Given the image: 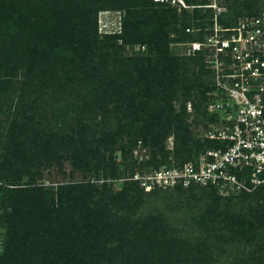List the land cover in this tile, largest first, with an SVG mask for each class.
Instances as JSON below:
<instances>
[{"label": "trees", "instance_id": "16d2710c", "mask_svg": "<svg viewBox=\"0 0 264 264\" xmlns=\"http://www.w3.org/2000/svg\"><path fill=\"white\" fill-rule=\"evenodd\" d=\"M262 1L222 0L227 10L248 6L252 12L259 11ZM147 4L158 10L129 9L122 34L100 39L101 9ZM194 11L190 17L202 30L192 33L180 21L189 16L188 9L152 0H0V221L8 227L0 264H191L198 256L197 264H205L210 262L207 253L217 248L219 232L227 237L237 230L263 229L258 219L264 218V200L244 191L222 201L213 184L200 193L185 192L198 184L156 186L147 192L134 180L115 191L106 182L99 186L88 180L61 183L54 193L45 185L15 183L21 173L40 175L36 169L46 161L61 168L65 156L84 176L91 171L107 176L118 168V149L123 159L127 153L133 159L139 137L152 158L143 165L154 169L168 157L166 141L172 133L176 150L170 166L217 148L216 139L193 135L184 103L196 89L203 99L207 75L213 89L209 48L169 55L172 31L187 42L214 33L213 8ZM231 22L236 18L220 16L217 24L237 27L228 26ZM138 43L147 45L143 53L124 55V44ZM175 100L182 103L178 112ZM218 116L213 113L216 123ZM42 153L47 160H41ZM183 201L211 202L223 212L216 216L210 209L208 219L174 215ZM31 237L36 238L27 247ZM202 243L210 248H200ZM261 250L259 261L264 259ZM218 254L219 259L225 256L222 250Z\"/></svg>", "mask_w": 264, "mask_h": 264}, {"label": "built area", "instance_id": "2783aa9c", "mask_svg": "<svg viewBox=\"0 0 264 264\" xmlns=\"http://www.w3.org/2000/svg\"><path fill=\"white\" fill-rule=\"evenodd\" d=\"M152 1L178 10L191 7L186 0ZM188 45L189 53L210 51L213 89L208 104L219 113L221 126L204 135L220 144L197 160L165 164L146 176L136 174V179L146 189L213 184L241 193L264 188V16L233 28L215 27L203 41Z\"/></svg>", "mask_w": 264, "mask_h": 264}, {"label": "rangeland", "instance_id": "374dc122", "mask_svg": "<svg viewBox=\"0 0 264 264\" xmlns=\"http://www.w3.org/2000/svg\"><path fill=\"white\" fill-rule=\"evenodd\" d=\"M80 2H86L90 0H75ZM250 3H247L249 5ZM213 8L214 13V23L211 25L213 27H220L224 26L223 24L219 25L217 24L218 18L220 16L226 17V18H236V22H231L228 26H241L248 20H250L253 16H256L258 14L263 15L264 14V0L260 2L259 4V11L252 12L248 10L247 8L243 7L240 8L239 11H230L227 10V6L222 2V0H208V3L205 4H192L191 7L188 9V17L180 16V21L185 20L187 24H189L191 31L195 32L196 30H202L196 27L195 23L196 20L192 19V17L195 14V8ZM147 8H152L155 10H158L157 7H153L149 4L142 6H130V7H123V8H110L106 7L99 11L98 13V30L100 34V39H104L106 36H115V35H121L123 32V25L125 19L128 17V11L129 9H135V10H147ZM147 12V11H146ZM206 29V28H205ZM204 29V30H205ZM181 34L178 32L172 31L170 33L169 37V55L170 56H185L186 54H189V45L187 41L179 40L178 37ZM175 36V39H172V37ZM119 44H123V41L120 40ZM147 48L146 44L138 43L135 45L132 44H124V55L125 56H132L136 54L143 53ZM197 57V56H196ZM207 62L204 61V68L207 69ZM206 87H208L207 91L203 95V99L199 98V92L197 89L193 90L191 92L190 98H188L187 101L184 103L187 106V110L189 113V119L188 122L191 124V128L193 130V135L196 138H202V134L205 132H209L210 130H214L217 127V123L213 120V113L214 111L209 108L208 102L210 101V97L212 94V89H209L210 85V78L207 75L206 76ZM192 103V109L188 108V103ZM181 102L175 100L173 102L174 108L176 112L180 111L181 109ZM184 104V105H185ZM194 104L198 105L197 109L195 110ZM112 106V105H110ZM205 112L207 116H202L201 113ZM4 117V116H3ZM218 126H221L219 124ZM117 148L119 147V144H117ZM165 149L169 152V155L167 158L163 159L162 164L165 165L170 162L175 161V134L172 133L167 138L166 141V147ZM133 151V159H131V154L127 153L126 158L123 159L122 156V150L121 148L118 149L115 153L118 154L117 159V170L114 173L108 172L107 176H105L102 172L100 176H97L94 171H91L90 173H87L85 176L81 169L76 168L73 165V161L71 158L65 156L64 161L62 163V166L60 168L59 165L56 163H50L49 161L45 162L43 166L36 169L37 171H41V174L34 175L33 178L29 174L21 173L19 176V179L15 181V183L24 186V187H31V186H37V185H45L49 188V192H57V188L59 184L61 183H72L77 181H88L94 182L101 186L104 182L108 184V187L115 191H119L121 189V186L119 184H124L127 181H134L137 180L135 175L138 174L139 176H146L150 174V172L154 169V165L150 164H144V162H148L151 160V155L148 146H145L142 142V138H138V145ZM159 157V155H158ZM41 160H47L44 153H42V157L40 156ZM160 158H163L160 156ZM136 162V166L133 165ZM42 165V164H41ZM46 165V166H45ZM137 171V173L134 175L133 170ZM3 183V182H2ZM198 186L194 190L187 189L185 190L186 193L191 192H201L202 189L205 187L210 186L209 184H198L195 185ZM146 189V188H145ZM161 189V188H160ZM155 188L146 189L147 192L154 191ZM173 193H176L174 189L171 190ZM217 193L222 198V201L229 198H239L240 193H234L228 189H221L217 187ZM250 194L254 195L260 202H263L264 200V188L260 187L257 188L251 192ZM56 197V195H55ZM196 201H190L186 203V201H183V204L180 208H178L177 212L174 213V215L183 216L185 218L192 217L194 219H208L210 217V209H213V203L209 202L206 205L202 204H195ZM185 206H190L189 208H186ZM213 206V207H212ZM217 208V207H216ZM214 213L216 216H219L222 211L216 210L215 208ZM262 209H259V212ZM188 211L189 216L185 215ZM244 211V210H243ZM3 213V210H0V215ZM255 221V217H252ZM242 219L241 221H243ZM253 221V220H252ZM258 221L260 224L264 225V218L261 216ZM258 223V222H257ZM32 228V227H31ZM30 228V229H31ZM235 231V230H234ZM242 230H237L235 232H229L227 237H225L223 234L218 233V239L215 241V244L217 246L216 250L211 253H207L209 256V261L205 264H264V259L260 260L261 250L260 242L261 239H264V227L261 230L258 231H251L250 233H241ZM223 235V238H222ZM221 236V238H220ZM243 236V237H242ZM8 238V227L6 223H3L0 221V255L4 254L6 248H7V241ZM32 239L28 240L26 243V246L28 247L31 245V241L35 240L36 237H31ZM168 238V237H167ZM232 238V239H231ZM200 248H210L208 245L202 243L198 245ZM35 247V244H34ZM221 248V249H218ZM39 250V249H37ZM223 252L224 257H220L218 252ZM264 251V247L261 250ZM26 252V251H25ZM198 256V255H196ZM197 263L201 262V256L197 259H195ZM194 259H192L191 264H195ZM219 260V261H218Z\"/></svg>", "mask_w": 264, "mask_h": 264}]
</instances>
